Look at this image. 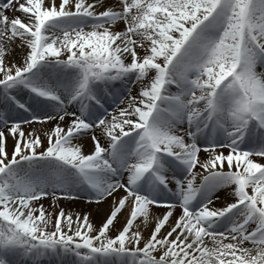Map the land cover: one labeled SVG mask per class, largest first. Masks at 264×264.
Wrapping results in <instances>:
<instances>
[{
  "label": "snow or ice",
  "instance_id": "snow-or-ice-1",
  "mask_svg": "<svg viewBox=\"0 0 264 264\" xmlns=\"http://www.w3.org/2000/svg\"><path fill=\"white\" fill-rule=\"evenodd\" d=\"M0 264H264V0H0Z\"/></svg>",
  "mask_w": 264,
  "mask_h": 264
},
{
  "label": "bare ground",
  "instance_id": "bare-ground-1",
  "mask_svg": "<svg viewBox=\"0 0 264 264\" xmlns=\"http://www.w3.org/2000/svg\"><path fill=\"white\" fill-rule=\"evenodd\" d=\"M10 16L13 15H21L20 13L16 12V13H9ZM18 59V57H17ZM138 90V88H136L133 91V94H135V92ZM51 126V125H49ZM33 127L39 128V125H33ZM30 129L26 126L25 127V131H29ZM9 143L11 144V141H9ZM89 145H85V151L88 150ZM226 151V150H225ZM52 201H45V207H48L49 203H51ZM61 207H64L66 211H71V212H75V213H91L90 216V220L94 223V225L99 226L100 224V220H101V216L97 215V208L95 205H90L86 202L85 199H81L79 201H75V202H67V201H62L61 202Z\"/></svg>",
  "mask_w": 264,
  "mask_h": 264
},
{
  "label": "rangeland",
  "instance_id": "rangeland-1",
  "mask_svg": "<svg viewBox=\"0 0 264 264\" xmlns=\"http://www.w3.org/2000/svg\"><path fill=\"white\" fill-rule=\"evenodd\" d=\"M136 88H138V86H137ZM136 88H134L133 91H134Z\"/></svg>",
  "mask_w": 264,
  "mask_h": 264
}]
</instances>
